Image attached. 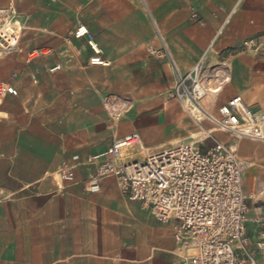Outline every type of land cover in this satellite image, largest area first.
Returning a JSON list of instances; mask_svg holds the SVG:
<instances>
[{"label": "crops", "instance_id": "1", "mask_svg": "<svg viewBox=\"0 0 264 264\" xmlns=\"http://www.w3.org/2000/svg\"><path fill=\"white\" fill-rule=\"evenodd\" d=\"M0 26L19 36L0 51V83L17 90L0 97V264H184L174 222L126 199L115 178L86 191L95 155L133 132L160 148L212 130L235 148L247 163L250 248L264 243V140L194 122L169 94L173 64L187 73L203 60L229 77L207 111L241 95L264 114V0H0ZM67 166L75 181L62 183Z\"/></svg>", "mask_w": 264, "mask_h": 264}, {"label": "built area", "instance_id": "2", "mask_svg": "<svg viewBox=\"0 0 264 264\" xmlns=\"http://www.w3.org/2000/svg\"><path fill=\"white\" fill-rule=\"evenodd\" d=\"M192 19L202 23L196 12ZM76 32L88 34L92 40L84 27ZM17 42L10 49L16 47ZM91 45L99 52L94 44ZM91 62L101 60L93 57ZM173 66L176 80L169 94L190 117L186 108L192 105L205 111L206 93L217 89L212 84L219 80V70L206 66L203 60L187 73H182L175 63ZM227 78L223 76L218 83L223 85ZM7 94H17L16 88L0 83V97ZM104 102L113 116L119 115L115 97L109 96ZM218 110L219 115L208 113L204 118L216 130L228 132L235 138L264 140L253 132L243 133L244 127L264 119V114L254 115L241 95ZM204 120L196 122L201 124ZM208 138H213L211 131L204 139L192 137L152 148L144 144L139 133L133 132L95 155L94 160L99 159L101 164L87 177L86 191L96 193L101 180L115 178L126 199L140 202L161 224L174 222V240L185 252L181 255L184 264H260L256 253L264 254V243L257 244V251L251 249L247 230L249 208L242 190V174L247 163L238 158L235 148L215 138L213 145L206 148L203 141ZM56 177L62 183L75 181L73 167L63 168ZM58 186L61 185L58 183Z\"/></svg>", "mask_w": 264, "mask_h": 264}, {"label": "bare ground", "instance_id": "3", "mask_svg": "<svg viewBox=\"0 0 264 264\" xmlns=\"http://www.w3.org/2000/svg\"><path fill=\"white\" fill-rule=\"evenodd\" d=\"M2 32H5V34H2ZM18 37H19L18 32L14 30L12 26L10 27L4 26V29L0 31V42H1L0 49H10L11 46H14L16 44V42L18 41ZM227 80H229V78L225 79L223 83H225ZM222 87L223 85L218 83V85L216 86L217 89L212 88L213 89L212 92L206 93L207 95L205 97V100L207 101L214 100V95H215L214 93L219 92L222 89ZM186 110L191 115V118L193 117L195 121L204 120V118L208 116V113H210L209 111H206L205 109H204L205 111H200L196 106H193V105L191 107L186 108ZM210 131L212 130H205L202 133H196L194 134V137L200 136L202 138L203 136L208 135ZM246 132H251V133L253 132L255 135L264 137V119L257 121V122H253L252 125L244 127L243 133H246Z\"/></svg>", "mask_w": 264, "mask_h": 264}, {"label": "rangeland", "instance_id": "4", "mask_svg": "<svg viewBox=\"0 0 264 264\" xmlns=\"http://www.w3.org/2000/svg\"><path fill=\"white\" fill-rule=\"evenodd\" d=\"M1 27H3V29H4V26H0V28ZM6 27H9V26H6ZM0 51H3L2 49H0ZM214 87V86H213ZM206 106H207V100H204V107L206 108ZM180 109H181V107H180ZM182 110V109H181ZM206 110V109H205ZM183 111V110H182ZM207 111V110H206ZM185 112V111H184ZM210 112V111H209ZM186 113V112H185ZM211 113V112H210ZM186 115H188L187 113H186ZM188 117L191 119V120H193L194 122H196L194 119H193V117L191 118L189 115H188ZM223 133H227V132H223Z\"/></svg>", "mask_w": 264, "mask_h": 264}]
</instances>
